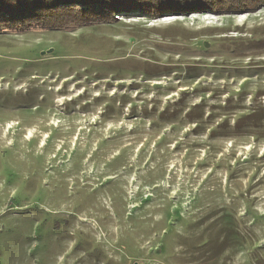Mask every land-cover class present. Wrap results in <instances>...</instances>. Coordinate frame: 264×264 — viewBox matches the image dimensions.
Returning a JSON list of instances; mask_svg holds the SVG:
<instances>
[{"label": "rangeland", "instance_id": "obj_1", "mask_svg": "<svg viewBox=\"0 0 264 264\" xmlns=\"http://www.w3.org/2000/svg\"><path fill=\"white\" fill-rule=\"evenodd\" d=\"M260 105L264 8L0 29V264H264Z\"/></svg>", "mask_w": 264, "mask_h": 264}, {"label": "trees", "instance_id": "obj_2", "mask_svg": "<svg viewBox=\"0 0 264 264\" xmlns=\"http://www.w3.org/2000/svg\"><path fill=\"white\" fill-rule=\"evenodd\" d=\"M263 8L264 0H0V29L26 33L37 28L52 30L58 29L59 26L66 27V25L109 24L118 22V17L124 16L150 20L189 13L229 16L255 14ZM182 94V98H184L186 94ZM100 97L103 98V96H99L96 102H102ZM78 99L79 97L76 98V100ZM76 100L71 99L68 103H74ZM204 109V105L200 103L194 105L183 117L172 114L178 119L181 118L180 122L187 121L188 124L195 125L192 135H195L194 133L199 135L198 132L202 126L211 122L210 118H212L211 114L206 115ZM263 109L264 106L260 105L255 112L260 110L264 112ZM153 110V112L152 110L149 111V114H158L159 122H169L170 108L168 106L161 112L156 111L155 106ZM133 119L137 120L138 116H134ZM240 120L245 119L240 118ZM257 121L261 122L264 129V115L254 122ZM229 123L230 121L225 119L217 125L215 130L209 133L208 137L211 140L220 139L224 136L231 138L230 133H225L227 136L221 133L229 129ZM159 125L158 121L151 122L152 128H157ZM234 130L236 131V129Z\"/></svg>", "mask_w": 264, "mask_h": 264}, {"label": "water", "instance_id": "obj_3", "mask_svg": "<svg viewBox=\"0 0 264 264\" xmlns=\"http://www.w3.org/2000/svg\"><path fill=\"white\" fill-rule=\"evenodd\" d=\"M44 54V53H43Z\"/></svg>", "mask_w": 264, "mask_h": 264}]
</instances>
